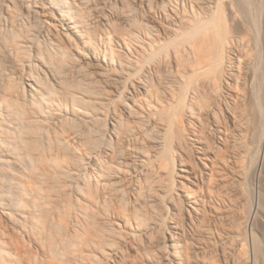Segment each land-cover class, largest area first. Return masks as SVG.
Wrapping results in <instances>:
<instances>
[{"label": "bare ground", "instance_id": "bare-ground-1", "mask_svg": "<svg viewBox=\"0 0 264 264\" xmlns=\"http://www.w3.org/2000/svg\"><path fill=\"white\" fill-rule=\"evenodd\" d=\"M43 3L58 11L65 26V44L60 39L53 42V54L41 47L40 38L51 32L48 27L33 32L15 18L21 8L27 15L44 17ZM73 4L71 0H0V264H115V256L124 254L123 226H116L109 203L125 187L118 184L115 170L105 165L111 156L107 138L130 142L146 130L110 121L107 135L96 127L113 116L115 102L111 91L101 86L123 82V74L144 76V100L133 99L125 108L128 119L137 124L157 121L156 141L162 148L158 158L165 161L174 154L175 143L184 140L186 124L202 122L203 115L217 117L215 102L220 96L230 99L235 93L237 101L245 103L255 89L262 91L263 148L257 166L264 165V59L261 67L256 66L248 54L256 43L248 40L249 0L162 2L148 16L163 25L162 34L148 23L136 26L130 13L126 22L135 27L115 46L94 39ZM72 43L82 45L87 55L78 44L72 48ZM143 56L144 65H138ZM90 57L103 63L106 71L97 77L88 71L84 61ZM167 57L177 66L178 89L161 94L150 89L147 76ZM206 93L216 98L213 95L206 102ZM233 109L236 133L220 137L222 146H205L204 170L208 195L213 197L219 186L226 187L228 179L244 171L253 153L249 144L255 133L254 116L246 119L245 114L252 108L241 109L245 113ZM193 133V141L202 144L203 138L194 129ZM187 194V205L197 211L196 194ZM137 229L130 234L137 235ZM249 247L251 263L258 264L263 245L256 239ZM185 253L173 250L168 264H187L190 256Z\"/></svg>", "mask_w": 264, "mask_h": 264}, {"label": "rangeland", "instance_id": "rangeland-1", "mask_svg": "<svg viewBox=\"0 0 264 264\" xmlns=\"http://www.w3.org/2000/svg\"><path fill=\"white\" fill-rule=\"evenodd\" d=\"M167 1L170 0H71L72 4L74 3L73 6L76 5L74 8L78 15L89 26L92 37L97 41L112 42V44L119 40L120 36L125 37L130 33L135 27L133 23L136 22V26L148 23L162 34L163 25L161 24V26L159 22L157 23L155 19L148 16L152 13V8L155 10L161 6L162 2ZM249 1L248 15L246 16L248 40H253V42L256 40V43H253L248 54L253 64L261 67L264 59V0ZM19 7L21 8V5ZM42 8L45 11L44 17L34 13L30 14L31 16L27 15L22 8L19 9L21 12L17 11L18 14L16 12L18 8H16L15 13L18 16L14 15L21 25L25 23L27 28H31H29L31 31L48 27L51 32L40 38L41 47L45 52L50 50L51 52L47 53L53 54L51 50L53 42H58L60 39V41L63 40L62 44L63 42L65 44V31L63 30L65 26L57 10L46 3L42 4ZM130 13L134 20L136 19L131 24L133 26L127 24L125 19V16ZM34 26L37 27L33 28ZM77 44L74 43L73 47L72 43V48L79 45L77 48H81L82 51H80L87 55L84 47ZM115 45L116 43L113 44V46ZM116 48L119 47L116 46ZM117 51L120 50L117 49ZM167 58L147 76L151 83L150 89L162 91L161 94H167L164 91L178 89L177 81L174 79L177 76V66L170 57V59ZM138 62V65L143 66L144 56ZM84 66L95 77L100 72L106 71L103 63H98L91 57L84 61ZM135 76L127 78L129 76L123 74L125 78L123 82H111L113 84H108V86L100 84V86L103 85L102 88L106 87L108 91H111L109 93L112 94L117 107L112 105L113 116L109 118V121L101 122L99 126H96L97 130L105 132L107 135L111 134L110 121L123 122L126 126L129 124L131 129H144V132L146 130L145 135L144 133L139 135V140L134 138L130 142L126 141L127 139H122V142V140L107 138L111 156L108 160L105 159V165L115 170L118 184L125 187L121 194H113L109 203L110 212L115 216V224L116 226L119 223L122 224V232L125 235L121 241L124 254L115 256V264H168L167 259L174 258L171 256V252L175 249L189 252L187 254L190 257L185 253V256L190 259H187L189 260L187 264H252L249 246L257 239L264 247V165L261 168L257 166L263 148L260 140L261 128H263L261 122L263 92L257 91L256 93L255 89L254 96L251 97L252 99L250 98L251 101L245 103L240 99L237 101L238 95L235 93H231L230 99L220 96L219 98L222 100L218 98L215 102V107L218 104L215 115L217 117L213 119L205 116L206 119L203 115L205 120L201 117L202 122L196 120L191 125L186 124L183 131L184 140L181 144L175 143L174 154L172 153L171 158H167L165 161L166 158H158L162 148L156 141L157 135H159L157 121L151 120L150 123L145 122L144 125H141L132 121L131 118V120L128 119L125 104L132 103L133 99L144 100V90L142 89L144 88V76H140V74L136 76L139 78ZM126 78L130 80L128 81ZM242 81L245 82L244 79ZM242 81L240 85L245 88V83ZM121 91H123L122 95ZM213 95L206 93V97L204 95L203 99L205 98L206 102L208 97L209 101L212 100V97L215 99L216 95ZM254 98L256 99L254 100ZM202 100L201 103H206ZM247 102H251L252 107L246 104ZM123 104L124 106H122ZM245 105H249L252 111L249 106L246 110ZM231 106L232 108H230ZM113 108L117 110L116 114L113 113ZM233 108L235 110L244 108L246 112L251 111L250 114L249 112L247 114L241 110L246 114V119L247 117L251 119L249 116H254L253 120L251 119L253 123L249 120L255 129L254 137L252 136L251 142L249 141V147L252 148L253 153L251 156L249 155L248 162L244 163V171L240 173L241 175L234 174L227 180L226 187L219 186L215 190L213 197L208 195V176L204 170L205 146H222L220 137L223 138L229 132L230 134L236 133V127L230 115ZM256 120L258 123L255 122ZM119 125L118 127L121 126ZM120 129L125 130L121 127ZM193 129L203 138L202 144L193 141ZM220 129L224 133L220 132ZM227 131L228 133H226ZM170 159H173L174 162ZM163 164H168V167ZM189 192L195 193L197 196L199 207L197 211H193L187 205V193ZM138 226V229L135 228ZM135 229H137L138 236L130 234ZM258 261H260L258 264H264V255Z\"/></svg>", "mask_w": 264, "mask_h": 264}]
</instances>
